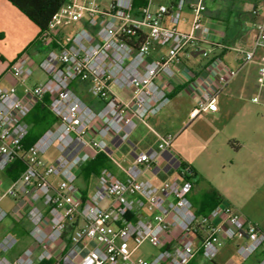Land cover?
I'll return each mask as SVG.
<instances>
[{
	"label": "built area",
	"instance_id": "built-area-1",
	"mask_svg": "<svg viewBox=\"0 0 264 264\" xmlns=\"http://www.w3.org/2000/svg\"><path fill=\"white\" fill-rule=\"evenodd\" d=\"M154 6L155 0H69L39 36L41 43L57 48L39 62L25 52L11 63L16 84L0 85V169L20 158L25 169L0 190V202L15 198L10 211L0 205V225L25 219L31 243L11 258L8 253L20 239L4 233L0 264H191L197 255L213 261L234 240L240 241L236 251L242 261L255 257V264H264V232L235 207L218 204L206 215L196 211L189 197L194 171L171 154V133L157 134V148L143 152L122 135L137 123L149 126V119L170 103L166 83L177 76L180 54L205 42L203 0L188 6L189 31L179 28L186 0ZM67 25L72 33L59 36ZM162 48L164 52L153 56ZM237 52L239 69L216 57L190 81L196 98L190 119L217 111L223 90L241 67L257 61L258 53L263 59L251 100L262 102L264 16L256 25L252 48ZM37 72L42 78L29 84ZM85 95L101 107L93 108ZM45 98L56 121L25 150L27 117ZM118 142L131 146L134 161L129 166L116 163L123 177L103 168L85 195L77 185L81 166L99 153L110 156L111 145ZM52 146L58 156L48 164L42 156ZM147 171L174 175L154 182L143 178ZM144 243L157 253L134 259Z\"/></svg>",
	"mask_w": 264,
	"mask_h": 264
},
{
	"label": "crops",
	"instance_id": "crops-1",
	"mask_svg": "<svg viewBox=\"0 0 264 264\" xmlns=\"http://www.w3.org/2000/svg\"><path fill=\"white\" fill-rule=\"evenodd\" d=\"M197 1L186 0L187 6L183 12V20L179 24L180 29L190 30L192 14L188 6ZM249 1L250 3L244 2L245 4L241 5V3L240 6L250 7L253 12L251 14L250 11L248 17L244 18L245 20L239 19L240 27L238 28L235 27V24L238 23H234L235 20L232 23L231 18L224 20V24H220L219 19H222L221 11L224 6L233 8L240 1L203 0L206 7L203 15L205 42L180 54V63L176 67L177 76L166 83L171 92L170 103L158 115L149 119V126L137 123L122 135L135 144L137 152L157 148V134L171 133L175 136L179 135L172 143L170 152L190 165L194 171L193 188L189 197L196 211L198 213L210 212L219 203L224 202L235 207L247 221L257 225L264 232V112L257 115L250 111L249 107H242L240 111H235L237 118L233 130L225 125L216 127L218 123L223 121L229 109L235 107L237 98H240L245 92L249 95L247 101L250 104L259 106L262 104L264 106V97H262L260 103H254L251 100L258 90V63L263 59L261 53H258L255 63L241 67L238 76L223 90L218 99V110L201 113L209 121V127H216V136L208 139V144L216 145L218 143L219 146L223 145L230 150L229 152L232 151L234 159L232 161H204L199 157L202 153L185 148L183 142L179 141L181 138L180 133L187 120L195 121L201 115L194 119L189 118L190 111L196 105V98L191 90L190 81L197 79L216 57L221 58L230 68L239 69L240 55L237 50H247L253 46L256 25L264 16V12L263 14L260 13L258 4L262 3L261 1L264 2V0ZM159 4L170 5L171 0H155L154 9ZM262 7L264 10V5ZM243 13L245 15V10L242 13L240 12L238 17ZM234 27L235 30H233ZM68 30H70V25L63 27L58 35L60 36ZM39 36L40 29L35 23L8 0H0V85L16 84V79L11 74L9 67L22 53H28L34 62H39L50 50L57 48L55 43L48 45L41 43ZM164 50L163 48L156 50L153 56H159ZM204 50L209 52L208 57L202 56ZM187 53L190 55H187ZM200 56L203 58H200ZM36 77L37 79L32 84L38 82L42 75L37 72ZM84 99L95 109L101 107V103L90 96L86 98L85 95ZM110 148L112 152L110 156L102 154L106 155L109 161L112 162L115 173L123 177L124 174L119 170L116 163L123 165L119 162L123 161L125 163L123 166L131 165L134 161L131 146L127 142H118L111 145ZM221 169L226 170L227 175L230 176L226 180V184L219 179L218 174ZM147 173L151 177L146 179L154 182L168 179L174 175L172 172H160L155 176L148 171L144 175ZM78 180L81 182L79 188L85 195H88L95 185L96 176L93 175L89 179H85L79 170ZM211 190L215 191L220 197L214 207H211V204H206L207 193ZM7 220L9 222L5 224V221L0 225V236L6 232L14 233V222L26 230V234L22 236L16 234L20 242L16 250L14 249L8 253V256L12 258L31 243L27 233L29 223L25 219L20 222L14 219ZM199 258L201 256L197 255L191 264H197ZM242 262L255 264L256 258Z\"/></svg>",
	"mask_w": 264,
	"mask_h": 264
},
{
	"label": "rangeland",
	"instance_id": "rangeland-1",
	"mask_svg": "<svg viewBox=\"0 0 264 264\" xmlns=\"http://www.w3.org/2000/svg\"><path fill=\"white\" fill-rule=\"evenodd\" d=\"M237 1H240V3L237 2L238 5L234 6L233 8L232 7L226 8V6H224V8L221 11L222 19H219L220 24H224L225 23L224 20H228V18H231L232 23H233V20L237 21V22L234 21V23H238V24H235V27L237 26L239 28L240 27L239 26L240 23L238 22L239 19L240 18L244 19L248 17V15L250 14V11L252 14L253 12L252 8L240 6L241 3H242L241 5L245 3H250L249 0L247 1L237 0ZM261 2L262 3H259L260 5L258 4V9L260 13L263 14L264 10L262 6L264 5V2L263 1ZM244 10H245V15L243 13V14H240V16L238 17V14L240 12L242 13ZM235 27L233 28V30H235ZM67 32H69L70 34L72 33V31L70 30H68ZM202 56H200V58H203ZM35 79H37L36 76L32 77L31 81L28 83L32 84L35 81ZM87 97L88 95H86V98ZM248 97L249 95L247 92L243 93L240 98L238 97L235 107L233 106V108L231 107V109H229L223 121L221 123H218L216 127L218 128V127H222L223 125H225L230 130H233L235 127V121L237 118L235 111H238V110L240 111L242 107L244 108L249 107L248 109H250V111H252L253 113L257 115L258 113L261 114V112H264V106L262 104H260V106L255 105V104H250L247 101ZM209 125H210L209 121H207L204 118V114H201L200 116H198L195 119V121L187 120V122L185 123L180 133L181 138L179 141L183 142L182 144L185 148H190L192 149V151L202 153L201 156L199 157H201V159L204 161H232L234 159V154H232V151L229 152L230 150L228 148H225L223 145L219 146L218 143L216 145L208 144V139L212 137L214 138L216 136L215 135L216 127L211 128V126L209 127ZM173 136H174V140H173L174 142L175 139L179 135L178 136L173 135ZM225 149H228V150H225ZM57 156H58V150L55 148V146H52L43 154L42 159L45 163L51 164L54 162ZM119 162H121L123 165L125 164L123 161H119ZM112 171L115 172V170H112ZM218 176H219L220 181H223L224 184H226V180L230 178V176L227 175L226 170H222V169L219 171ZM150 177L151 176L148 173L146 175H143V178H150ZM11 181L12 180L6 174L5 170L0 169V190L4 191L10 185ZM77 185L78 187L81 185V182H79V180H77ZM0 205L3 208L10 211L15 206V198H6L0 202ZM224 205H225L224 202L219 203V206L221 207H223ZM7 222H9V220H6L5 224ZM238 242L240 241L234 240V241L226 242L220 248L218 254L213 259V261H210V260H207L201 257L199 258V261L197 264H248L247 262H242V260L237 254L236 245L238 244ZM130 246L131 248H133L134 244L130 243ZM157 251H158L157 248L154 247L153 245L149 243H144L135 250L133 258L134 259L151 258L153 255L157 253Z\"/></svg>",
	"mask_w": 264,
	"mask_h": 264
},
{
	"label": "trees",
	"instance_id": "trees-1",
	"mask_svg": "<svg viewBox=\"0 0 264 264\" xmlns=\"http://www.w3.org/2000/svg\"><path fill=\"white\" fill-rule=\"evenodd\" d=\"M15 7H17L23 14H25L33 23L37 25L40 29V33L48 29L49 22L53 19L54 15L58 9L69 0H8ZM48 103V98H45L44 102L38 104L33 111L27 117V122L29 124V131L26 138L23 141V147L27 150L38 138L39 136L50 126L54 124L56 118L48 110L46 104ZM108 168L114 170V166L108 157L102 153L95 155L93 159H90L84 163L81 168V175L85 179H89L93 175H98V173L103 169ZM25 169L24 159H16L11 163L5 172L11 180H15L20 177ZM206 204H211L214 207L220 197L215 191L211 190L207 193ZM209 212V211H208ZM208 212H199V214L206 215ZM13 232L22 236L26 234L24 230L18 223L13 226Z\"/></svg>",
	"mask_w": 264,
	"mask_h": 264
},
{
	"label": "water",
	"instance_id": "water-1",
	"mask_svg": "<svg viewBox=\"0 0 264 264\" xmlns=\"http://www.w3.org/2000/svg\"><path fill=\"white\" fill-rule=\"evenodd\" d=\"M202 53H203V51H202Z\"/></svg>",
	"mask_w": 264,
	"mask_h": 264
}]
</instances>
